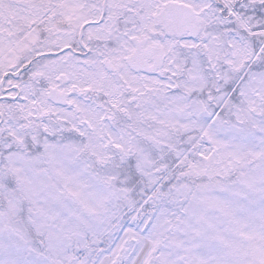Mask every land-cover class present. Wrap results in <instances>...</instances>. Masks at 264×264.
Segmentation results:
<instances>
[{"label":"snow or ice","instance_id":"obj_1","mask_svg":"<svg viewBox=\"0 0 264 264\" xmlns=\"http://www.w3.org/2000/svg\"><path fill=\"white\" fill-rule=\"evenodd\" d=\"M0 264H264V0H0Z\"/></svg>","mask_w":264,"mask_h":264}]
</instances>
